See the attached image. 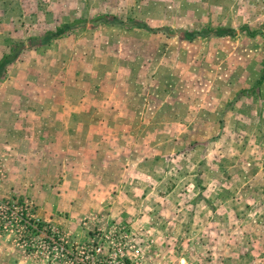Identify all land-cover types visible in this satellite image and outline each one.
I'll use <instances>...</instances> for the list:
<instances>
[{
    "label": "rangeland",
    "instance_id": "1",
    "mask_svg": "<svg viewBox=\"0 0 264 264\" xmlns=\"http://www.w3.org/2000/svg\"><path fill=\"white\" fill-rule=\"evenodd\" d=\"M247 27L264 33V0H0V202L68 234V264H264ZM37 245L0 213V264H47Z\"/></svg>",
    "mask_w": 264,
    "mask_h": 264
},
{
    "label": "built area",
    "instance_id": "2",
    "mask_svg": "<svg viewBox=\"0 0 264 264\" xmlns=\"http://www.w3.org/2000/svg\"><path fill=\"white\" fill-rule=\"evenodd\" d=\"M0 213L8 224V219L21 227V234L29 236L33 241L37 240L41 252L47 253V264L54 261L64 260L68 264L71 252L68 247V234L62 232L58 227L46 225L44 221L32 212V202L12 203L11 201L0 202Z\"/></svg>",
    "mask_w": 264,
    "mask_h": 264
},
{
    "label": "trees",
    "instance_id": "3",
    "mask_svg": "<svg viewBox=\"0 0 264 264\" xmlns=\"http://www.w3.org/2000/svg\"><path fill=\"white\" fill-rule=\"evenodd\" d=\"M95 20L98 21V22H101L103 24H106V25H114V24H123L124 23L122 20H120L115 15H99ZM130 21L133 23L134 26L140 27V28L145 29V30H148L149 32H157V31H159V29H154V28L150 27V25H147L146 23H142L140 21H134L133 19H130ZM70 28H71L70 25L65 24V25L59 27L56 31L49 32L47 38H60ZM244 30L251 36H256L257 34H262V36L264 37V33H261V32H259L257 30L252 31L248 27L246 29H244ZM232 33H234L233 30L226 29L224 27L218 29L215 32L214 31H209V32H205V33L198 32V31L185 32L186 36L188 38H190V39H194L195 37L201 36L202 34L203 35L217 34L219 36H224V35L232 34ZM1 60L2 61H0V72L4 71L5 66L12 62V57H10L9 55H4ZM263 82H264V68H263L261 77L258 79L257 83L250 89L241 90L237 94L236 100L240 99L242 96H250V95H254V94L258 93L259 90H260L261 84Z\"/></svg>",
    "mask_w": 264,
    "mask_h": 264
}]
</instances>
